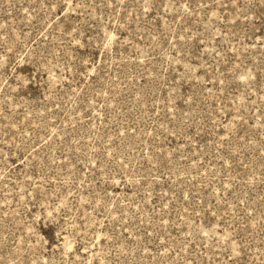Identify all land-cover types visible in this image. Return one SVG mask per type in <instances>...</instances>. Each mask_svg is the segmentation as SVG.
<instances>
[{
  "label": "rangeland",
  "instance_id": "rangeland-1",
  "mask_svg": "<svg viewBox=\"0 0 264 264\" xmlns=\"http://www.w3.org/2000/svg\"><path fill=\"white\" fill-rule=\"evenodd\" d=\"M0 264H264V0H0Z\"/></svg>",
  "mask_w": 264,
  "mask_h": 264
}]
</instances>
